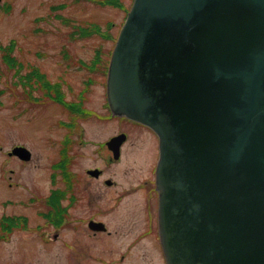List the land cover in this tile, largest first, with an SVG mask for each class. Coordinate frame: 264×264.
I'll return each instance as SVG.
<instances>
[{"label":"water","instance_id":"obj_1","mask_svg":"<svg viewBox=\"0 0 264 264\" xmlns=\"http://www.w3.org/2000/svg\"><path fill=\"white\" fill-rule=\"evenodd\" d=\"M225 1L134 0L111 56L107 82L120 110L158 134L167 157L161 174L175 155L184 153L182 144L189 128H198L202 146L209 137L219 230L223 228L220 214L224 206L239 208L251 192V186L243 185L241 178L250 185L254 182V190L256 182L264 189V0H228L232 3L229 8L223 5ZM224 18L235 30L226 34L227 38L211 35V29L224 23ZM212 19L221 22L213 24ZM176 46L179 51L174 50ZM161 68L178 81L184 95L182 116H172L165 110L148 113L159 92L152 95L147 83L151 77H165ZM205 87L211 99L208 106ZM203 108L212 114L211 131L207 129L205 139L206 117L200 113ZM125 141L126 136L119 135L107 143L114 159L120 157L119 149ZM251 141L252 150L257 148L254 156L260 161L258 166L242 158L243 149ZM12 153L24 161L30 158L29 151L22 147ZM175 188L177 183L171 187ZM253 192L251 205L257 200L259 203ZM184 248L172 246L170 264H264V255L254 252L242 256L233 253L226 258L222 244L200 241ZM232 248L237 252L241 244L233 242Z\"/></svg>","mask_w":264,"mask_h":264},{"label":"rangeland","instance_id":"obj_2","mask_svg":"<svg viewBox=\"0 0 264 264\" xmlns=\"http://www.w3.org/2000/svg\"><path fill=\"white\" fill-rule=\"evenodd\" d=\"M4 1L12 6V10L0 11V214H28L31 225L39 224L42 229L37 236L24 232L10 234L11 239L0 246V264H95L97 254H102L104 259L112 258L109 262L119 260L122 253L131 255L124 251V243L115 245L112 239L100 242L101 236L93 237L83 224L84 219L96 216L110 227L117 225L119 216L126 213L129 199L113 211L109 202L97 204L104 209L101 212L96 207L80 204L72 210L68 223L58 231L44 223L49 220L40 216L47 211L44 200L53 189L62 191L64 188V175L61 170H54L53 165L63 158L62 142L68 131L62 123L69 119L58 106L34 103L22 97L14 84V71L7 68L2 54L6 51L12 59L20 56L24 62L39 67L50 80L61 77L79 89L87 76L102 77L98 72L88 74L79 62L91 65L95 51L100 47L105 50L104 56L110 55L122 28L125 11L129 10L133 0H121L123 10L101 6L96 0ZM86 27L88 34L83 30ZM102 98L101 87L97 86L90 102L93 113L87 106V115L79 121L72 140L76 172L101 166L108 168L106 176L117 181L118 185L112 190L92 183L91 191L96 194L101 191L104 199H108L113 192L119 194L129 189L142 177L146 166L143 158L149 156L145 149L152 141L154 145V140L140 128L121 122V118L117 123L103 117L97 111ZM116 131H127L130 135L121 159L107 166L106 158L110 154L102 144ZM15 143H21L32 155V159L22 166L4 155V151ZM59 151H62L60 158ZM97 158H102V162H95ZM11 170L14 171L12 181L9 179ZM81 175L84 176V172ZM9 183L13 184L11 188ZM29 197H36L37 204L26 208L17 206L20 199L27 201ZM7 200L13 205L5 209L2 203Z\"/></svg>","mask_w":264,"mask_h":264},{"label":"flooded vegetation","instance_id":"obj_3","mask_svg":"<svg viewBox=\"0 0 264 264\" xmlns=\"http://www.w3.org/2000/svg\"><path fill=\"white\" fill-rule=\"evenodd\" d=\"M223 5L229 8L232 3L226 0ZM11 10L12 6L10 4H6L5 1L0 0V11L6 13ZM212 21L213 24L221 22L218 19H212ZM223 22L211 29V35L227 38L226 34L235 30L227 24L225 18ZM190 48L193 49V46ZM179 49V46L174 48L175 51H179ZM104 51L100 47L95 53ZM35 56H37V53ZM13 59L14 61L13 63L10 62L11 66L9 69L14 71V84L19 89L22 97L34 103H49L53 106H58L69 119L67 122L62 123V126L68 131V135L66 134L62 142V148L64 149L62 158V171L64 175L62 226L68 223L72 210L80 204L88 208L96 207L101 212L104 209H100L97 204L109 202L113 211L129 199L130 203L127 206L126 213L119 216V223L113 227H110L106 221L96 216L84 219L83 224L93 237L101 236L100 242L112 239L115 245L124 243V251L131 253L128 256L122 253L120 254L121 258L113 262H109L112 258L104 259L102 254H97L94 258L95 264H170L168 253L173 250L172 246H180L185 249L184 246L196 245L200 241L206 244H222L226 258L232 257L233 253H239V256H242L244 253L248 254V252L264 255L263 187L256 182L257 188L254 190V182H251L250 185V182L246 183L245 179L241 178L243 185L247 187L251 186V192L249 195L246 194L245 198L247 200L244 199L239 208H231V205H228L227 208L224 206L220 214L223 217V228L219 230L220 224L216 220V215H218L217 209L214 207L215 181L211 178L209 166L212 158V143L209 141V137H207V144L205 146L200 145V131L196 128V125L193 126L196 129L189 128L187 130L186 142L184 145L182 144L184 153H180L181 156L175 155L174 161L169 162L171 164L161 174L162 163L167 161V157H164L163 154L165 149H163L161 140L152 128L129 118L126 116V113L120 110L116 96L110 90L107 83L109 62L106 71L103 67L105 64L103 61H92L90 66H87L85 62H79L80 67L87 71L88 74L98 72L102 77L87 76L81 81V88L75 89L72 83H69L64 78L59 77L57 80H50L39 67L31 65L28 61L24 62L20 56L16 55ZM168 71L161 68L160 73L164 72L165 77H151L147 83V89L152 91V95L156 96V93L159 92L156 102H153L148 109L149 114L165 110L169 111L172 116L177 117L185 109L181 104V95L183 93L180 92L178 81L174 75L173 77L167 76ZM97 86L101 87L103 94L102 102H100L97 111H100L103 117L115 120L117 123L118 119L121 118V122H128L136 128H140L154 140V145L152 141V143L147 144L145 149V152L149 156L143 158L146 166L142 177L133 185H130L129 189L119 194L113 192V196H110L108 199H104L101 191L100 193L97 192L98 194L91 191L93 182L107 187L108 190H112L118 185L116 180L106 176L108 168L103 169L101 166H93L92 168L80 170V173H78L75 170V165L77 164L76 155L73 151L74 141L72 140V135L75 134L79 121L87 115V106L91 112L94 110L90 107V102L93 100L94 90ZM203 94L207 96L208 106L211 99L209 98L210 95L207 87L204 88ZM188 95L186 94L185 96ZM197 111L194 110V113L197 114ZM91 112L89 115H92ZM200 113L206 117L207 128L204 131L205 134H202V138L205 139L204 136L209 134L208 130H210L212 114L210 109L206 111L204 108ZM119 135H125L126 141L121 145L119 149L120 157L116 160L113 158V152L108 148L107 143ZM129 135L127 131H116L115 134L103 142L102 145H105L107 152L110 154L106 158L108 161L107 166L118 163L121 159ZM177 143L178 145L179 143L181 144L179 142V135ZM251 145L252 141L247 142L246 147L243 149L242 158H245L248 163L258 166L260 161L254 156L256 155L257 148L253 147L252 150ZM18 147L25 148L21 143H15L4 151V155L16 161L19 166H22L32 159V155L25 148L29 151L30 158L28 161H24L12 153ZM61 154L62 151H59V158ZM97 160H101L102 162V158H97L94 161L96 162ZM10 172L9 179L12 181L14 171L11 170ZM82 172H84V176L81 175ZM177 172L179 173V177L177 176ZM135 174L139 177V172ZM174 183H177V188L171 189ZM8 186L11 188L13 184L9 183ZM253 191L256 192L259 203L257 200L258 204L251 205L248 203L252 198L255 199L252 197ZM49 196H47L44 202L46 210L50 212L52 206L49 204ZM18 202L17 206L26 208L32 204H37L38 199L36 197H29L27 201L20 199ZM12 205L13 203L8 200L2 203L5 209ZM105 206H109V204ZM45 213L40 214L43 219L46 218ZM31 222V216L28 214L9 215L7 212H1L0 246L11 239L10 237L13 232L34 233L37 236L42 227H39V224L32 226ZM44 223L49 224L57 231L60 228L54 226L49 221H45ZM12 224H15L14 230L8 232L6 226ZM233 242L241 244L239 251L234 252L232 248Z\"/></svg>","mask_w":264,"mask_h":264},{"label":"trees","instance_id":"obj_4","mask_svg":"<svg viewBox=\"0 0 264 264\" xmlns=\"http://www.w3.org/2000/svg\"><path fill=\"white\" fill-rule=\"evenodd\" d=\"M95 2H97V4H100L103 6L104 5H110V6L117 7V8H119V7L122 8V6H123L121 3V0H103V1L96 0ZM99 2H101V3H99ZM83 30L86 31L85 34H88L89 29L87 27L83 28ZM11 47H12V45H11ZM11 47H8V48H11ZM0 49H2L1 45H0ZM10 50H12V48ZM98 55H100V53ZM4 58L6 59L8 65L10 67L11 63H13L14 59H12L10 56H8V54H6V52L4 54ZM95 61L96 62H102L101 57L100 56L96 57ZM103 67H104V65H103ZM57 167L62 172V169H63L62 161L59 162ZM62 199H63V191H61L59 189H53V191L51 192V195L49 196V204L52 206V209L50 212L48 211L45 215H46V218H48L49 221L52 222L53 225H56V226H61L62 221H63ZM14 227H15V224L7 225L6 230L8 232H11L14 230Z\"/></svg>","mask_w":264,"mask_h":264}]
</instances>
